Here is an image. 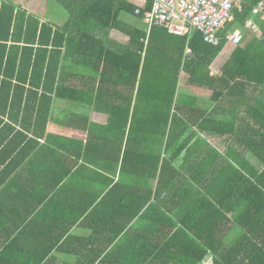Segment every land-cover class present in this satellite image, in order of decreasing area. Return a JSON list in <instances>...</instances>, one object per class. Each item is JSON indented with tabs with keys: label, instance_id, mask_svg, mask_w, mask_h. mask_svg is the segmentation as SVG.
I'll use <instances>...</instances> for the list:
<instances>
[{
	"label": "trees",
	"instance_id": "obj_1",
	"mask_svg": "<svg viewBox=\"0 0 264 264\" xmlns=\"http://www.w3.org/2000/svg\"><path fill=\"white\" fill-rule=\"evenodd\" d=\"M53 1L67 14L61 25L42 21L13 2L0 0V116L18 123L23 131L36 127L32 129L35 133L39 126L45 127L55 99L95 106L102 98H109L106 89L117 86L120 99L118 103L109 102V118L112 124L118 120L117 124L123 122L125 126L130 113L129 138L132 131L140 144L142 138L149 140L145 146L150 147V179L157 182L152 211H158L163 187L168 202L174 197L176 150L171 147L179 136L175 125L181 122L179 113L183 108L192 109L189 102L188 107H183L186 104L178 99L181 71L187 74L188 84L210 88L220 95L219 99L245 91L250 95L246 101L254 104L256 92V101L261 99L263 108L262 126L256 134L262 133L256 138V148L249 146L261 167L248 163L247 176L241 175L246 182L240 195L245 204L235 218L229 221L225 217L226 208L216 198L197 200L201 202L199 212L213 216L208 223L204 217L198 219L204 223L190 222V207L175 214L164 207L159 218L165 230L160 231L155 222L148 244L135 245L133 254L120 258L123 264H264V21L255 17L261 30L259 36L245 27L259 0H235L233 21L219 31L216 46L203 42L199 33H192L188 42L192 54L183 62L186 37L173 35L158 25L147 33L132 24V19L142 23L149 6L140 7L131 0ZM234 27L243 30L242 41L220 67L221 76L209 77V66L226 45L227 32ZM112 31L125 35L127 40L114 39ZM74 67L83 72L76 73ZM120 112L122 117L117 116ZM2 117L0 125L13 135L25 137L23 131L3 123ZM248 138L253 141L254 129L249 130ZM137 142L136 156L140 149L137 151ZM177 181L189 189L190 183L182 177ZM218 183L220 189L224 187L222 181ZM235 227L241 233L227 245L226 235ZM204 230L209 231L206 237H202Z\"/></svg>",
	"mask_w": 264,
	"mask_h": 264
},
{
	"label": "crops",
	"instance_id": "obj_2",
	"mask_svg": "<svg viewBox=\"0 0 264 264\" xmlns=\"http://www.w3.org/2000/svg\"><path fill=\"white\" fill-rule=\"evenodd\" d=\"M26 2L19 0L16 5L24 8ZM132 2L138 5V0ZM24 9L37 16L34 10ZM249 19L255 22L253 15ZM131 22L142 25L147 33L153 26L143 19L142 23ZM232 30L240 32L236 27ZM194 32L176 35L186 37L182 62L192 54L185 55V49ZM111 36L120 42L127 40L117 31ZM215 60L208 76L219 78L226 60L214 70ZM183 75L187 79L181 71L178 99L183 104L189 102L192 109L180 111L181 122L175 125L180 137L171 148L176 150L174 175L189 182L190 187L175 180L170 202L163 187L158 211H152L157 182L150 179V147L145 146L149 140L142 138L140 144L132 131L129 138L130 113L125 126L123 122L117 124L118 120L112 124L109 118V102L120 99L117 86L106 89L109 98H102L95 106L55 99L45 127L35 129L36 134L32 131L36 127L23 131L18 123L0 116L3 123L25 134L13 135L0 125V264H123L120 256L133 254L135 245L148 244L152 224L156 222L160 231L165 230L159 218L164 207L173 209L174 214L190 207V222L204 223L198 221L203 217L206 223L211 221L213 216L199 212L201 202L197 200L202 197L220 200L226 208L225 217L229 221L235 218L245 204L240 197L246 184L241 175L247 176L248 163L261 167L249 146L254 147L256 138L261 137L260 129V135L256 134L262 126L261 99L257 103L255 92L252 104L246 101L250 95L245 91L219 99L210 88L183 81ZM125 94L128 96L127 91ZM251 129L253 141L248 138ZM136 142L137 151L140 148L137 156ZM218 181L224 184L222 190ZM208 233L204 230L202 237ZM240 233L238 227L232 228L226 235L227 245Z\"/></svg>",
	"mask_w": 264,
	"mask_h": 264
},
{
	"label": "built area",
	"instance_id": "obj_3",
	"mask_svg": "<svg viewBox=\"0 0 264 264\" xmlns=\"http://www.w3.org/2000/svg\"><path fill=\"white\" fill-rule=\"evenodd\" d=\"M140 7L149 6L142 15L143 21L150 25H160L175 35H188L198 32L203 42L210 45L218 44V33L233 21L235 0H138ZM139 14V9H136ZM251 14L264 20V0H259L252 8ZM245 27L258 32L257 24L252 19ZM229 43L236 46L242 41V34L237 30L229 31L226 36ZM191 49L186 47L185 55Z\"/></svg>",
	"mask_w": 264,
	"mask_h": 264
},
{
	"label": "rangeland",
	"instance_id": "obj_4",
	"mask_svg": "<svg viewBox=\"0 0 264 264\" xmlns=\"http://www.w3.org/2000/svg\"><path fill=\"white\" fill-rule=\"evenodd\" d=\"M13 3L19 2V0H7ZM133 1V0H132ZM18 5V4H17ZM24 8L32 9L34 12H36L37 16L40 17L42 20H52V22H55L57 24H60L66 20L67 14L66 12L53 0H27V2L24 5ZM29 9V10H30ZM138 26H142L138 24ZM239 29V28H238ZM240 32H243L242 29H239ZM234 46L230 43L226 44L223 50L220 52L218 57L216 58V62L213 64V69L217 70L220 64L223 63L224 60L228 57L229 53L231 52L232 48ZM222 62V63H221ZM76 72H81L83 69L81 68H75ZM183 81L186 79V76H182ZM234 239H232L230 242H233Z\"/></svg>",
	"mask_w": 264,
	"mask_h": 264
}]
</instances>
